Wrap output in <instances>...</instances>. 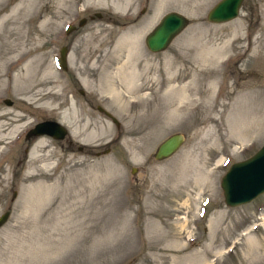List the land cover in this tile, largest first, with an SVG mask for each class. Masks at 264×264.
<instances>
[{
  "label": "rangeland",
  "instance_id": "rangeland-1",
  "mask_svg": "<svg viewBox=\"0 0 264 264\" xmlns=\"http://www.w3.org/2000/svg\"><path fill=\"white\" fill-rule=\"evenodd\" d=\"M3 1L0 17L18 0ZM217 1L48 2L49 24L30 33V46H37L28 52L32 67L15 74L45 75L34 91L51 93L23 94L11 84L16 62L0 68V213L8 210L0 225V264L10 262L7 255H18L20 264H264V193L228 207L219 186L232 162L264 143V81L255 78L264 70V0H244L232 20L208 22L206 12ZM170 11L188 24L152 53L144 36ZM82 17L86 22L67 39L63 72L54 62L59 32ZM133 27L141 29V55L122 66L125 60L105 52ZM3 34L4 28L0 55L17 46ZM101 38L109 42L100 44ZM131 69L137 90L124 86ZM167 73L173 81L165 80ZM183 86L189 107L167 119L177 102L169 88ZM45 118L58 120L87 148L74 145L67 153L45 138L31 158L37 139L11 146L26 126ZM176 132L184 136L178 150L155 160L156 146Z\"/></svg>",
  "mask_w": 264,
  "mask_h": 264
},
{
  "label": "bare ground",
  "instance_id": "bare-ground-1",
  "mask_svg": "<svg viewBox=\"0 0 264 264\" xmlns=\"http://www.w3.org/2000/svg\"><path fill=\"white\" fill-rule=\"evenodd\" d=\"M68 1L72 2V0H18L16 3H13L9 8L7 7V10L4 11V14L0 17V35L3 33V28H4V34H3L4 38L8 39V38L14 37L17 41V46L15 49H12L8 52L7 51L1 52L0 68L2 69L3 67L10 66L12 63L16 62L15 69L11 70L13 73L12 78H11V84L13 87L18 85L23 94H26L29 90H31V91H33V94L31 93L30 96L35 98V96L39 95L40 93L41 94L42 93H44V94L45 93L46 94L51 93V89H49V90L46 89L47 90L46 92H40V93L38 91H34L36 89V85L39 81L43 82L44 80H46L45 75L41 76L37 80L36 79L34 80L33 79L34 77L32 76L31 73H25L24 76L23 75L19 76L15 73H16L17 69H21V68H24L26 72H29L31 67H32V63H31L32 62V55H29L28 52L29 51L32 52L33 51L32 49H35L37 46L35 45V48H32L30 46V43H31L30 42V33H32L34 35L35 34L34 30H36L37 33H39V31H41V30L44 31L45 27L49 24L48 12L46 11L48 2H51L53 5V4H58V3L62 4L64 2H68ZM86 1L93 2L96 5H102V4L105 5V2H107L108 0H86ZM109 1H110L109 3L111 5H113L114 7L119 6V4L123 5V7H127L132 2V0H121V1L120 0H109ZM2 2L4 4L5 1L0 0V3H2ZM17 16H20V17L17 18ZM11 22L13 23V25L11 24ZM135 28L136 27L131 28L129 30V32L124 31L123 35L121 34L122 36L120 35V37L117 38L113 47L109 51L105 52V55L110 54L109 56L113 59H115V57H116V60H125L124 64H122V66L126 65V64H130L131 63L130 61L133 62L134 58L140 57L141 54L139 55V47H140L139 37L141 35L140 34L141 29L138 30ZM105 42H109V41H106L105 39L101 38L100 44H103ZM0 43H1V41H0ZM35 44H36V42H35ZM107 44H109V43H107ZM0 50H1V48H0ZM22 58L23 59L25 58V59L23 60ZM20 59H22V60L19 63H17L18 60H20ZM143 63H144V66L145 65L147 67L151 66V64L148 63L147 61H143ZM17 64H18V66H17ZM126 74H127V80L124 83L125 88L127 90L128 89L137 90L136 87L139 86L137 84V76H138L137 71L135 69L127 70L125 75ZM167 75H168V77L165 80L166 81H173L172 76L169 75L168 73H167ZM0 76H1V74H0ZM162 82H163V80H162ZM46 83H48V82H46ZM0 85H2V82H0ZM56 87L57 88L55 90L59 91V85H56ZM169 89L172 93H174V92L176 93L177 102H175V104L169 110V112H168L169 117L167 119L174 117V115L178 116L179 113L186 110L187 107H189V106H188V104L183 103V102L190 98V91L188 90V87H186V86L180 87L179 89H177V88L176 89L169 88ZM26 98H28V97H26ZM45 105L49 106L50 104L46 103ZM2 116H4V114L0 113V117H2ZM16 128H17L16 126H13L9 132L16 131ZM50 132L53 133L52 131H50ZM0 134H2V133H0ZM71 134L73 135L74 133L71 132ZM0 138H1V135H0ZM44 141H45V138H38L35 141V143L32 146V149L30 151L31 158H34V156H36V155H34L35 152L40 151V146H42V147L44 146L43 145ZM259 159H261V161H259L257 164H255V165L250 164L249 166H244V167L238 169L237 171H235L234 174H232V176L230 178L231 180L228 183L230 194L237 193L239 195H245V194L257 189L258 187H260L264 184V153H262L260 156L256 157L254 159V161H258ZM32 160H34V162H36V159H32ZM32 160H31V163H32ZM34 241H35V238H34ZM37 243H38V241H37ZM4 261H10V262H2L1 264H20L21 263V262H18V261H20V257L18 255H13V256L7 255V257L4 258Z\"/></svg>",
  "mask_w": 264,
  "mask_h": 264
},
{
  "label": "water",
  "instance_id": "water-1",
  "mask_svg": "<svg viewBox=\"0 0 264 264\" xmlns=\"http://www.w3.org/2000/svg\"><path fill=\"white\" fill-rule=\"evenodd\" d=\"M243 0H218L206 13V20L213 23L226 22L236 17L238 10L241 6ZM95 16L99 17V13H95ZM82 21L79 22L81 24ZM188 23V20L185 16L178 12L170 11L163 14L158 20L157 24L152 28L150 32L145 36L144 43L146 48L150 52H160L164 50L171 39L178 34ZM65 50L62 48L60 50V56L57 59L58 66L62 69H65ZM264 79V72H263ZM4 103L10 105V100H4ZM98 111H103L111 120L117 125V121L100 106H97ZM52 131L53 133H51ZM64 127L56 121L46 120L36 123L31 129H29L25 135L26 138L30 136L38 135H48L55 139H62L65 135ZM184 140V137L180 133H174L162 140L156 147L153 158L155 160H162L170 157L174 154L177 149L180 147ZM78 150H81V146L77 147ZM103 153L107 152V149L102 151ZM264 153V143L260 148L252 154L250 157L232 163L228 170L222 175L219 185L222 190L223 203L226 206L232 207L240 204L247 203L254 199L256 196L264 192V184L257 189L245 194L239 195L237 193L230 194L228 183L232 174L238 169L249 166L250 164H257L258 161L254 159ZM98 154V153H96ZM7 212L0 215V225L5 221L7 217Z\"/></svg>",
  "mask_w": 264,
  "mask_h": 264
},
{
  "label": "flooded vegetation",
  "instance_id": "flooded-vegetation-1",
  "mask_svg": "<svg viewBox=\"0 0 264 264\" xmlns=\"http://www.w3.org/2000/svg\"><path fill=\"white\" fill-rule=\"evenodd\" d=\"M89 18H92L91 16H89ZM80 21H82V23L81 24H79V22ZM76 22V23H75ZM74 22V20L73 21H70V22H67L66 24H64V26H63V28H62V31H60L59 32V34H60V36H62V38H61V42L62 43H60V45L58 46L59 48L57 49V54H59V52H60V50L63 48L64 50H65V58H66V55H67V53L69 52V46H70V42L71 41H68L67 39H68V37L70 36V34H72L76 29H77V26L78 27H80V26H82L85 22H86V19L85 18H79L77 21H75ZM62 33V34H61ZM68 70V66H67V63H66V68H65V71H67ZM264 71V70H263ZM92 72V71H91ZM92 73H95V72H92ZM66 74H68V73H66ZM70 75H71V73H69L67 76H69V80H70V82L71 83H74L73 82V80H72V77L70 78ZM255 78L257 79H259V81L260 80H263V74L261 75V73L260 74H258V76H255ZM76 79V78H75ZM73 87H75V85H72ZM77 91H79V93L81 94V95H84V92L82 91V90H80L79 88H77ZM97 106H101V105H99V104H96V106H95V109L97 110ZM103 108V107H102ZM98 111V110H97ZM107 111V110H106ZM98 112H100L101 114H103L104 116H106V114L103 112V111H98ZM108 112V111H107ZM108 113H110V112H108ZM111 114V113H110ZM112 115V114H111ZM113 116V115H112ZM107 117V116H106ZM114 117V116H113ZM107 118H109V117H107ZM115 118V117H114ZM47 119H53V118H45V120H47ZM110 119V121L116 126V127H118V121H117V119H116V121H117V125L111 120V118H109ZM41 121V120H40ZM28 128V127H27ZM27 128H25V130L27 129ZM25 130H23V132L21 133V134H19L20 136H18V137H16V138H14V140H13V143L11 144V146H16V145H20L19 143H23V145H25L26 144V146H28L29 145V143H30V145L36 140V139H38V138H50L49 136H46V135H42V136H38V137H35V138H33V137H28V138H26L25 137V135H24V131ZM51 140H52V142L54 143V144H57L58 146H60V148L62 147L63 148V150H65V151H67V153L68 152H70V150H71V148H72V146H74V145H76V149H77V146H78V144H75V142H73L72 140H71V138H70V136L68 135V133H66L65 135H64V137L62 138V139H53V138H50ZM21 143V144H22ZM30 148V147H29ZM87 147H85V146H82V150L83 149H86ZM23 156L22 157H19L17 160H16V164L17 165H19V164H21V163H23V160H21V159H25V155L27 154V148H25V146L23 147ZM29 150V149H28ZM78 150V149H77ZM82 150H79L80 152L82 151ZM96 153V152H95ZM29 155H30V153H29Z\"/></svg>",
  "mask_w": 264,
  "mask_h": 264
}]
</instances>
